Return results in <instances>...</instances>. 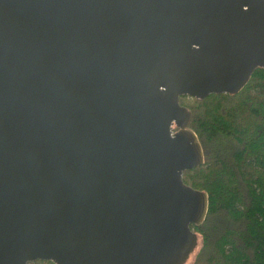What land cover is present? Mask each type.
<instances>
[{
    "label": "water",
    "instance_id": "95a60500",
    "mask_svg": "<svg viewBox=\"0 0 264 264\" xmlns=\"http://www.w3.org/2000/svg\"><path fill=\"white\" fill-rule=\"evenodd\" d=\"M256 68L264 0H0V264H186L208 196L179 96Z\"/></svg>",
    "mask_w": 264,
    "mask_h": 264
},
{
    "label": "trees",
    "instance_id": "16d2710c",
    "mask_svg": "<svg viewBox=\"0 0 264 264\" xmlns=\"http://www.w3.org/2000/svg\"><path fill=\"white\" fill-rule=\"evenodd\" d=\"M179 103L191 110L204 156L182 179L208 196L204 220L192 225L200 247L191 264H264V68L236 94Z\"/></svg>",
    "mask_w": 264,
    "mask_h": 264
},
{
    "label": "rangeland",
    "instance_id": "374dc122",
    "mask_svg": "<svg viewBox=\"0 0 264 264\" xmlns=\"http://www.w3.org/2000/svg\"><path fill=\"white\" fill-rule=\"evenodd\" d=\"M186 96H188V95H186ZM188 97H190V96H188ZM190 98H193V97H190ZM199 247H200V239H199V242H198V246L195 249V254L198 251ZM193 259H194V253H192V255L190 256V258H189V260L187 261L186 264H191L193 262Z\"/></svg>",
    "mask_w": 264,
    "mask_h": 264
},
{
    "label": "built area",
    "instance_id": "2783aa9c",
    "mask_svg": "<svg viewBox=\"0 0 264 264\" xmlns=\"http://www.w3.org/2000/svg\"><path fill=\"white\" fill-rule=\"evenodd\" d=\"M26 264H37V263H35L34 261H28ZM43 264H55V263L52 261H44Z\"/></svg>",
    "mask_w": 264,
    "mask_h": 264
}]
</instances>
